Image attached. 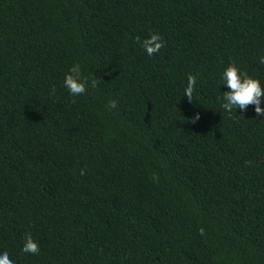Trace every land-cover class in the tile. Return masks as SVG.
<instances>
[{
    "label": "trees",
    "instance_id": "trees-1",
    "mask_svg": "<svg viewBox=\"0 0 264 264\" xmlns=\"http://www.w3.org/2000/svg\"><path fill=\"white\" fill-rule=\"evenodd\" d=\"M151 32L165 46L149 57ZM261 57L264 0H0V251L264 264V117L218 100L229 61L264 83ZM76 62L97 86L72 97Z\"/></svg>",
    "mask_w": 264,
    "mask_h": 264
},
{
    "label": "clouds",
    "instance_id": "clouds-1",
    "mask_svg": "<svg viewBox=\"0 0 264 264\" xmlns=\"http://www.w3.org/2000/svg\"><path fill=\"white\" fill-rule=\"evenodd\" d=\"M146 54L151 57L165 46L162 36L158 32H151L146 38L141 40L136 38ZM259 64L264 65V57L259 59ZM220 84L224 86L222 95L218 97L220 108L227 113H232L239 109L240 113L247 111L248 107L253 106L257 117H264V83L258 76L250 75L247 71H242L234 62L229 61L219 73ZM196 85V77L188 73L187 84L184 89V96L192 101V94ZM97 81L89 79L83 75L81 65L76 62L71 65L65 73L63 87L72 97H78L86 93L89 87L95 88ZM117 101L110 100L107 104L109 109L116 108ZM201 119L199 112H194L191 117L186 119L191 124H196ZM153 181H158V176L153 175ZM203 235V229L200 230ZM21 252L26 254H38L40 247L38 242L30 235H26L21 244ZM0 264H18L17 258L9 253L8 250L0 251Z\"/></svg>",
    "mask_w": 264,
    "mask_h": 264
}]
</instances>
